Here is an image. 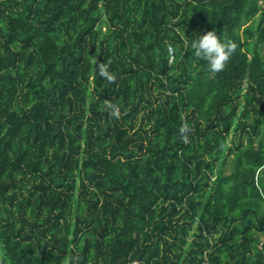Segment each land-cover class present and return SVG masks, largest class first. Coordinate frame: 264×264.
<instances>
[{
	"label": "trees",
	"instance_id": "trees-1",
	"mask_svg": "<svg viewBox=\"0 0 264 264\" xmlns=\"http://www.w3.org/2000/svg\"><path fill=\"white\" fill-rule=\"evenodd\" d=\"M263 48L264 0H0V264H264Z\"/></svg>",
	"mask_w": 264,
	"mask_h": 264
},
{
	"label": "clouds",
	"instance_id": "clouds-1",
	"mask_svg": "<svg viewBox=\"0 0 264 264\" xmlns=\"http://www.w3.org/2000/svg\"><path fill=\"white\" fill-rule=\"evenodd\" d=\"M190 48L194 51L196 58L207 63L211 71L219 72L225 67L227 61L232 56L236 44L222 40L215 31H208L206 34H201L197 38L191 39ZM99 74L103 80L109 82L115 79L114 75L109 71V68L103 64L99 66ZM108 106L113 108L112 114L118 117L119 109L111 104ZM179 131L183 140L188 142V136L184 135V133L189 131L188 126L186 124L182 125Z\"/></svg>",
	"mask_w": 264,
	"mask_h": 264
},
{
	"label": "rangeland",
	"instance_id": "rangeland-1",
	"mask_svg": "<svg viewBox=\"0 0 264 264\" xmlns=\"http://www.w3.org/2000/svg\"><path fill=\"white\" fill-rule=\"evenodd\" d=\"M263 53H264V48H263Z\"/></svg>",
	"mask_w": 264,
	"mask_h": 264
}]
</instances>
